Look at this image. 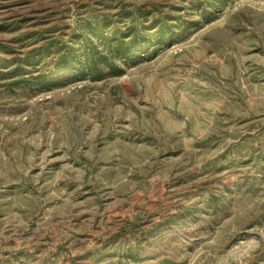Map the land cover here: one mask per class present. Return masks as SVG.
Here are the masks:
<instances>
[{"label":"rangeland","instance_id":"1","mask_svg":"<svg viewBox=\"0 0 264 264\" xmlns=\"http://www.w3.org/2000/svg\"><path fill=\"white\" fill-rule=\"evenodd\" d=\"M0 264H264V0H0Z\"/></svg>","mask_w":264,"mask_h":264}]
</instances>
